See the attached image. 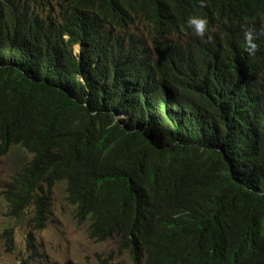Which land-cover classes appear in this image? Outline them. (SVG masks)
<instances>
[{
  "label": "trees",
  "instance_id": "obj_1",
  "mask_svg": "<svg viewBox=\"0 0 264 264\" xmlns=\"http://www.w3.org/2000/svg\"><path fill=\"white\" fill-rule=\"evenodd\" d=\"M15 148L31 158L2 194L34 250L64 183L132 264H264V0H0V158Z\"/></svg>",
  "mask_w": 264,
  "mask_h": 264
},
{
  "label": "rangeland",
  "instance_id": "obj_2",
  "mask_svg": "<svg viewBox=\"0 0 264 264\" xmlns=\"http://www.w3.org/2000/svg\"><path fill=\"white\" fill-rule=\"evenodd\" d=\"M31 158L26 151L15 148L0 158V264H132L127 255L113 253L114 241L97 243L87 235L88 225L80 224L75 210L66 201V187L59 184L55 190L54 218L47 229L38 232L35 250L29 244L27 222L19 223L7 217L2 186ZM14 230L15 248L8 252L2 233ZM113 253V254H112Z\"/></svg>",
  "mask_w": 264,
  "mask_h": 264
},
{
  "label": "clouds",
  "instance_id": "obj_3",
  "mask_svg": "<svg viewBox=\"0 0 264 264\" xmlns=\"http://www.w3.org/2000/svg\"><path fill=\"white\" fill-rule=\"evenodd\" d=\"M188 24L194 28L197 35H202L204 32L205 26H206V21L203 19H198V18H189ZM152 37H153V33L151 32L150 29L148 30L143 29L139 36V41L149 42L152 45V42H153ZM246 38L249 41L251 40L250 33H246ZM250 50H254V47Z\"/></svg>",
  "mask_w": 264,
  "mask_h": 264
}]
</instances>
